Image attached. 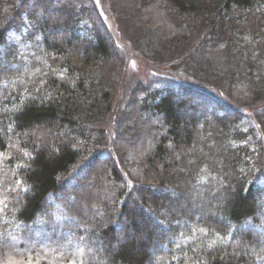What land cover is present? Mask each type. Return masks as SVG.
I'll return each mask as SVG.
<instances>
[{
  "label": "trees",
  "instance_id": "16d2710c",
  "mask_svg": "<svg viewBox=\"0 0 264 264\" xmlns=\"http://www.w3.org/2000/svg\"><path fill=\"white\" fill-rule=\"evenodd\" d=\"M101 3L0 0V264H264V0Z\"/></svg>",
  "mask_w": 264,
  "mask_h": 264
},
{
  "label": "rangeland",
  "instance_id": "374dc122",
  "mask_svg": "<svg viewBox=\"0 0 264 264\" xmlns=\"http://www.w3.org/2000/svg\"><path fill=\"white\" fill-rule=\"evenodd\" d=\"M95 1L100 8L101 14L104 16V18H107V14L101 3V0H95ZM114 30L117 31L119 30V28L115 27ZM153 76H157L156 71H154L149 66H147L144 61L132 56L127 57L126 82L123 91L120 95L119 102L117 103V109L121 110L124 107L126 98L128 97L131 89L137 82H141L143 83V86H145L146 85L145 82L149 83L150 79ZM166 78L168 80H171L170 83L167 82V84L169 85L177 86L183 83L177 79L173 80L170 77H166Z\"/></svg>",
  "mask_w": 264,
  "mask_h": 264
}]
</instances>
